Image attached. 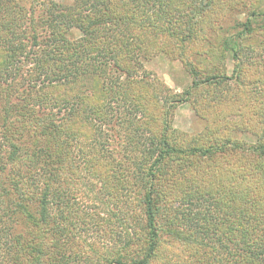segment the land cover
Masks as SVG:
<instances>
[{
    "label": "rangeland",
    "instance_id": "rangeland-1",
    "mask_svg": "<svg viewBox=\"0 0 264 264\" xmlns=\"http://www.w3.org/2000/svg\"><path fill=\"white\" fill-rule=\"evenodd\" d=\"M25 1L26 5H29L31 0ZM150 1L153 0H147L146 4ZM53 2L58 8L70 6L74 9L73 13L80 18L85 15L93 20L101 18L100 25L95 27L100 36L96 41L100 42L101 47L100 53L94 60L95 64L99 65L97 72L86 67L87 62L84 55L80 54L79 47L76 53H72L67 58L64 54L68 48L66 42L58 43L61 33H56L59 32L56 28L60 30V25L50 28L43 23L44 26L41 28L43 17L45 19L48 17L46 10ZM155 3L152 2L151 7L141 8L136 0H32L31 9L34 11L32 19L33 22H37L34 28L41 36L39 41L34 46H30L29 39L21 40L22 47L18 51L11 45L7 47L6 54L15 53L13 71L17 77L12 81L14 88L12 96L15 97L13 103L34 104L39 111L43 108H52L57 120L61 118V121L66 123L68 120H63L62 116L68 117L70 112L68 107L77 101L78 91L82 89L89 93L88 90L93 88L95 101H99L100 112L102 106L106 104V112L112 110L114 114L111 121L104 123L94 120L93 115L74 114L67 123L71 134L73 136L75 133L78 134L77 137L72 138V146H68L78 163L73 164L76 169L68 172L69 184L62 186L66 195L56 190L60 196L58 203L53 196L51 198L50 207L53 212H51L52 216L50 214L51 221L55 219V206L61 214L58 216V224L55 220L56 226L58 225L57 237L55 234L50 235L53 241L56 239L62 241V247L60 246L58 255L55 256L58 262L54 264H63L61 257L67 259L66 264H96L97 255L87 250L85 243L98 248L101 254L106 246L111 248L113 245L111 233L121 231L123 228L116 216L126 217L127 227L128 216L137 217L133 200L137 195L135 190L133 192L134 186L128 181L134 182L136 176L138 181H141L134 165L148 166L155 158L154 153L148 151L147 135L143 133V127L154 134L161 131L160 107L171 99L173 94H179L181 99L177 98L179 102L174 104L172 110H168L167 122L170 124V129L175 131L172 133L169 130L170 140L179 148L186 147L187 150L198 146L208 147L212 143L220 148L211 149V152L203 157L189 153V155H177L175 159L166 161L165 167L157 171L155 186L164 194L163 199L166 202L175 204L188 196L191 199L188 207L193 210L186 211L183 219L181 213H177L178 218L183 220V224L178 223V226L187 234L197 231L195 228L199 230L196 234L199 238L201 236L203 242L211 248L209 250L208 246L203 247L199 252H204L201 257L208 258L207 264H210L214 257L212 249L216 247L215 245L218 246L216 241L218 238L209 235L211 230L220 233L224 227L233 232L234 239L240 238L241 226L237 219L240 220L245 214V210L241 208L244 206L251 214L259 218L264 217V157L258 152L254 154L247 150L248 146H258L264 142V134H262L264 132V40L242 38L243 47L238 52L240 62L233 59L229 52L225 53L224 58L218 56V48L222 40L231 35L237 36V31L241 30V27L237 26L251 12H260L264 8V0H200V2L198 0L194 4L185 3L178 7L180 11L175 14L178 16L176 23L160 22L168 28L178 29V38H183V44L180 42L181 39L171 37L169 42L174 44L173 52L166 54L153 51L146 59H138L136 78H141L140 74L144 72V80L147 83L145 90L154 96V101L150 104V115L145 119L128 105V100L135 97L133 94L137 88L130 87V91L126 92L128 80L123 73L114 68L112 62L114 60H111L114 59L113 48L116 47L111 42L118 37V26L111 25L110 19L104 20L110 18V11L120 15L123 10L122 4H125L135 6L139 14L145 9L149 16H154L153 13L157 14V17L159 15L158 20L151 23L150 27H153L164 16L159 14L160 11ZM25 13L26 17L31 19V15ZM170 15L171 13L168 14ZM192 16H195L196 22L189 25L191 33L180 30L183 27L187 28L186 22L189 20L190 23ZM56 18L54 21H57ZM86 21L85 17L84 22L87 23ZM50 23H52L51 17L47 21L49 26ZM201 26L204 33L201 32ZM153 30L152 28L147 35L154 37L150 34ZM91 33L93 32L88 29L82 35L83 31L74 29L67 34L74 41V38L79 39L82 36L89 40L92 37ZM105 37L112 38L105 41L103 39ZM186 61H191L194 67L201 72L207 71L209 75L222 70L226 79L213 84H201L190 90L193 77L187 63L185 64ZM41 70L47 71L41 73ZM242 78L245 82L243 86L240 83ZM186 91L191 94L186 95ZM84 97H90V94L84 95L82 99ZM110 98H116L120 102L109 106ZM221 100L225 104H234L236 112L238 106H241L258 115L259 123L263 126L262 130L241 126L240 115L225 112ZM257 101L259 103L256 104ZM82 103L90 112L86 102ZM131 111L135 113L131 114ZM16 115L17 111L13 112L9 120L13 121ZM226 141L229 143L222 144ZM81 150L85 154L84 158L88 159L80 156ZM79 157L82 160L78 159ZM23 165H26L25 159L18 166H14L13 171L7 173L3 170L0 178L15 182L19 179L16 176L17 169H22ZM53 184L49 182V187ZM57 188L56 184L55 189ZM143 189L144 186H141V190ZM132 201L134 203H131ZM196 206L198 211L194 209ZM222 215L226 216V222H232V226L227 223L222 226L219 223L221 228L219 229L211 225L210 221L218 222ZM129 222L132 224L134 220L130 218ZM93 223L100 231L91 226ZM102 230L106 235L101 232ZM3 235L4 233L0 232V238ZM162 238L161 252L169 256L173 263L181 262L179 257L174 258L169 254L167 243L170 242V238L165 235ZM176 246L181 252L184 250L181 243L177 242ZM21 261L25 264L23 258ZM185 262L189 264L187 258ZM0 264L14 263L9 255L2 258L0 251Z\"/></svg>",
    "mask_w": 264,
    "mask_h": 264
},
{
    "label": "trees",
    "instance_id": "trees-1",
    "mask_svg": "<svg viewBox=\"0 0 264 264\" xmlns=\"http://www.w3.org/2000/svg\"><path fill=\"white\" fill-rule=\"evenodd\" d=\"M146 1L136 0V3L140 4L141 8H145L146 6L151 7L153 5L152 2H156L155 5L160 11L159 14L164 15L159 19L158 24L153 27H150L151 23L157 21L159 15L157 17V14L153 13L155 17L149 16L145 9H142V13L139 14L135 6L132 7L125 4H122L123 10L120 15L110 11V18L107 17V20H104L109 21L108 19H110L111 25L118 26V37L111 42L116 46L113 48L115 51L114 59L112 58L111 60H114L112 61L114 68L123 73L126 76L125 79L128 80V87L125 88L126 92L130 91V87L137 88L133 94L135 97L128 100V105L130 108H134V111H138L140 116H144L145 119L150 115V104L154 101V96L145 90L147 83L144 80V72H141V78H136L138 76V59H146L153 51L166 54L173 52L175 47L174 44L169 42V39L171 37L178 40L181 39L180 42L182 43L183 38H178V29L176 30L174 27L168 28L160 22L166 21L167 24L176 23L178 16L175 14L180 11L178 7L185 5V3L194 4L198 0H153L149 3L147 2V4ZM31 4L32 0L29 5H26L25 0H0V174L3 170H6L7 173L13 171L15 169L14 166H18L23 159L26 161V165H23L22 169H17L16 176L19 179L15 182L11 179L0 178V232L4 233L2 238H0V251L2 258L9 255L14 264H23L21 258L25 260V264H54L58 262V258L56 259L55 256L58 255L62 241L56 239V243V240L53 241L50 235L55 234L57 237L56 228L58 225L56 226L55 220H57L58 224V216H61V214L55 206V219L53 222L51 221L50 214L51 216L53 215L50 207L51 198L53 196V199L58 203L60 196L57 192L59 191L62 195H66L64 189L62 190V186L69 184L68 172L76 169L73 164L78 163L72 149L68 148V146H72V138L74 136L77 137L78 134L73 133V136L67 123L74 114L93 115L95 117L94 120H100L103 123L111 121L114 114L112 110L106 112V104L102 106V111L100 112L98 108L99 101H95L93 88L88 90L90 91L89 93L82 89L78 91L77 101L73 102L75 104H72L71 107H68L70 111L68 112V117L62 116L64 117L63 120H68L66 123L62 122L61 118L59 121L57 120L56 113L52 111V108H43L42 111H39L36 110L34 104L25 103L19 105L18 103L17 105V103H13L15 102V97L12 96V93H14L12 81L17 77L13 71L15 68L13 55L15 53L13 55L6 54V50L11 45L14 50L18 51L22 47L21 40H26V38L30 40V46H34L39 41L41 36L34 28L37 22H33L34 11L31 9ZM73 11L74 9L70 6L58 8L56 3H51V7L48 6L46 10L48 17L46 19L43 17V21L40 24L41 28L44 26L43 23H46L47 27L50 28H56L55 26L60 25V30L56 28L59 31L56 33H61V39H59L58 43L63 44V42H66L65 45L68 48L64 54L67 55V58L72 53H76L79 47L80 54L84 55V59L87 62L86 67H89L91 71L97 72L99 65H96L94 60L95 56L97 57L100 53L101 47L100 42L97 43L96 41L100 36L96 32L95 27L100 25L101 18L93 20L90 16L85 15L87 18V23H85V17L80 18ZM25 12L31 15V19L26 17ZM169 13H171L170 16H168ZM50 17L52 20L51 26L47 24ZM55 17H57V21H54ZM195 22V16H192L191 22L189 23V20L186 22L187 28L183 27L180 30H184L185 33H191L189 25ZM237 27H241V30L237 31V36L231 35L222 40L218 48V56L224 58L225 53L229 52L233 59H237L240 62L238 52L243 47V39L264 40V8L260 12L253 11L248 14L245 20L240 22ZM152 28L154 30L150 34L154 35V37L147 35ZM74 29L83 31L82 35L90 29L93 32L91 33V39L87 40L82 36L79 39L74 38L73 41V38L67 33ZM201 32L204 33L202 26ZM110 38L112 37L103 39L108 41ZM15 41L17 42L15 43ZM191 63V61L185 62L193 77L189 87L190 90L201 84H213L222 82L221 79H226L224 74H222V70L209 75L207 71L201 72ZM46 71L41 70L40 72ZM240 83L242 86L244 85L243 78ZM108 93L110 92L108 91ZM86 94H90V97L82 99ZM110 94L112 95L113 93ZM190 94L191 92L186 91V95ZM177 98L181 99L179 94L171 95V99L160 107L161 119L159 121L162 123L160 132L154 134L143 127V133L147 135L148 151L153 152L155 158L151 165H134L135 172L137 171L136 174H138L139 179H142L141 181H138L137 176L134 182L128 181L134 186L133 192L134 190L136 191L135 195L137 196H134L133 200L137 217L128 216L127 227L125 225L126 217L116 216L117 221L123 225V228L121 231L117 230L111 233L110 237L113 245L111 248L106 246L101 254L98 252V248L92 244L85 243L87 250L93 255H97L96 264H188L185 262L186 258L189 264H207L209 260L206 257H201L204 252H199L200 249L208 246L206 242H203L201 236L199 238L196 234L199 230L194 227L197 231H191V234H187L178 226L183 224L182 219L185 218V212L193 210V208L190 209L188 207L191 204L189 196L183 201L172 204V202H166L163 199L164 194L155 186L157 171L165 167L166 161L175 159L177 155L183 156L188 153L198 154L203 157L210 153L211 149H220L216 144L212 143L208 147L198 146L187 150L186 147L179 148L170 140L168 134L170 131L172 133H175V131L170 129V124L167 122L169 117L168 110H172L175 107L174 104L179 102ZM24 99L27 102L25 97ZM123 99L127 100L126 98ZM83 101L86 102L90 112L85 109ZM108 102L109 106H112V103L120 101L116 100V98H110ZM132 102L134 103L132 104ZM221 102L224 104L225 112L240 115L239 124L241 126L247 129L262 130L263 126L259 123L258 115L241 106H238V111L236 112L234 104H225L222 100ZM257 103L259 102L257 101ZM15 111H17L16 118L13 121L9 120V116ZM58 111L60 112V110ZM134 111L130 113H135ZM227 143L229 141H226V143L222 142V144ZM99 144L103 145L102 142H99ZM247 148L251 153L255 154L258 152L264 157V142L258 146H248ZM80 156L83 158L85 156L82 150L80 151ZM81 157L78 159L82 160ZM49 182L54 184L49 187ZM129 183L128 188H130ZM56 184L57 189H55ZM141 186H144L143 190H141ZM134 202L132 201L131 203ZM241 208L245 210V214L242 215L240 220L237 219L241 226V230H239L240 238L234 239L233 232L230 229L226 230L224 227L222 229L219 227V223L222 226L224 223L232 226L231 221L226 222L225 215H222L218 222L212 223L210 221L212 226L222 230L220 233L213 230L209 232L210 237L218 238L216 240L218 246L215 245L216 247L212 249L214 257L212 259L213 262L210 264H264V217L259 218V216L251 214L245 206ZM194 209L198 211L197 206ZM180 210L182 211L180 212ZM177 213H181L182 219L178 218ZM140 215L143 217L141 218ZM130 218L134 220L133 223L131 222L132 224L129 222ZM91 226L96 230L98 229L95 223L91 224ZM101 232L106 235L104 230ZM163 235L170 238V242L167 243L169 254L172 257L174 256V258L179 257L182 260L181 262L173 263L169 256L161 252ZM177 242L182 244L184 248L182 252L176 246ZM208 249L211 250L210 246H208ZM28 255L31 256L26 257ZM60 259H63L61 260L63 264L67 263L65 262L66 258L61 257ZM52 260L54 261L52 262Z\"/></svg>",
    "mask_w": 264,
    "mask_h": 264
}]
</instances>
